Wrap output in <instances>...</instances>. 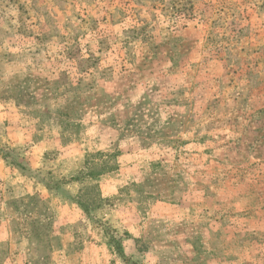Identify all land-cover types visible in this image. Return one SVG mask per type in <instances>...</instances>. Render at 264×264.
<instances>
[{"label":"rangeland","instance_id":"374dc122","mask_svg":"<svg viewBox=\"0 0 264 264\" xmlns=\"http://www.w3.org/2000/svg\"><path fill=\"white\" fill-rule=\"evenodd\" d=\"M0 264H264V0H0Z\"/></svg>","mask_w":264,"mask_h":264},{"label":"trees","instance_id":"16d2710c","mask_svg":"<svg viewBox=\"0 0 264 264\" xmlns=\"http://www.w3.org/2000/svg\"><path fill=\"white\" fill-rule=\"evenodd\" d=\"M85 165H88V161L86 160L85 161ZM105 170H106V168H105ZM101 173H94V172H89L88 174H87V176H89V177H94V176H98V175H100ZM91 189H96L95 190V193L93 194V196H92V201L93 202H91V204H93L94 203V201H95V199H97L98 197L97 196H99V192H98V187L95 185L94 187H92ZM92 191V190H91ZM91 191H89V192H87V190L86 191H81L80 193H79V195L78 196H76V201H77V204H78V206L84 211V212H87V202L85 201V200H82V197H84V196H86L85 198H88L89 199V197H90V194H91Z\"/></svg>","mask_w":264,"mask_h":264}]
</instances>
